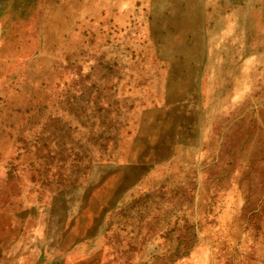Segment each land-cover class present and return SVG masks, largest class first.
Masks as SVG:
<instances>
[{"label":"rangeland","instance_id":"obj_1","mask_svg":"<svg viewBox=\"0 0 264 264\" xmlns=\"http://www.w3.org/2000/svg\"><path fill=\"white\" fill-rule=\"evenodd\" d=\"M263 145L264 0H0V264H264Z\"/></svg>","mask_w":264,"mask_h":264},{"label":"bare ground","instance_id":"obj_2","mask_svg":"<svg viewBox=\"0 0 264 264\" xmlns=\"http://www.w3.org/2000/svg\"><path fill=\"white\" fill-rule=\"evenodd\" d=\"M189 3H190V1H189ZM208 7V6H207ZM223 8V7H222ZM253 8V7H252ZM225 10V9H224ZM253 14V13H252ZM254 15V14H253ZM256 15V14H255ZM256 17V16H255ZM254 17V18H255ZM229 19V18H228ZM187 20V19H186ZM186 20H184V21H186ZM233 21V20H232ZM187 22V21H186ZM183 23V22H182ZM258 23V22H257ZM175 25V24H174ZM186 25V24H185ZM228 25V24H227ZM256 25V24H255ZM255 28V27H254ZM183 29V28H182ZM175 31V30H174ZM230 32V31H229ZM255 32V31H254ZM236 33L237 32H235V35H236ZM256 33V32H255ZM173 35V34H172ZM180 36V35H179ZM189 36V35H188ZM236 39H237V37H236ZM170 40V39H169ZM178 40V39H177ZM232 40V39H231ZM167 42V41H166ZM171 42V41H170ZM174 42V41H173ZM240 42H241V45H242V41L240 40ZM174 43H176V41L174 42ZM231 43V42H230ZM218 44V43H217ZM232 44V43H231ZM240 44V43H239ZM238 44V45H239ZM154 49V48H153ZM236 49H238V48H236ZM239 50V49H238ZM241 53V52H240ZM232 58V57H231ZM160 59V58H159ZM165 60V59H164ZM259 60V59H258ZM168 61H165V63H167ZM238 65V64H237ZM221 66V65H220ZM165 67V66H164ZM204 68V67H203ZM205 69V68H204ZM255 69V68H254ZM164 71V70H163ZM205 71V70H204ZM201 72V71H200ZM255 72V71H254ZM151 73V72H150ZM164 73H165V71H164ZM241 73V72H240ZM246 73V72H245ZM159 75V74H158ZM256 75V74H255ZM244 76V75H243ZM205 77V76H204ZM239 77V76H238ZM253 77V76H252ZM256 77V76H255ZM227 78V77H226ZM241 78V77H240ZM202 79V78H201ZM205 79V78H204ZM151 80H152V78H151ZM158 80V79H157ZM252 80H253V78H252ZM184 81H185V79H184ZM226 81V80H225ZM254 81V80H253ZM227 82V81H226ZM238 82H239V80H238ZM230 83V82H229ZM234 83V82H233ZM236 85V84H235ZM230 86H231V84H230ZM233 86V85H232ZM240 86V85H239ZM219 87V86H218ZM221 87V86H220ZM183 88H184V86H183ZM235 88V87H234ZM253 88H255V87H253ZM232 89H233V87H232ZM252 89V88H251ZM257 90V89H256ZM261 90V89H260ZM263 90V89H262ZM150 94V93H149ZM258 95V94H257ZM259 95H261V94H259ZM144 98V97H143ZM224 98V97H223ZM222 101V100H221ZM248 101V100H247ZM140 102V101H139ZM220 102V101H219ZM246 103V102H245ZM170 104V103H169ZM221 105V104H220ZM172 106V105H171ZM169 109V108H168ZM217 109V108H216ZM249 109V108H248ZM257 109V108H256ZM163 110V109H162ZM217 111H218V109H217ZM212 112V111H211ZM215 112V111H214ZM244 114V113H243ZM214 115V114H213ZM217 115V114H216ZM248 115V114H247ZM219 116V115H218ZM149 118V117H148ZM153 118V117H152ZM167 119V118H166ZM216 120V119H215ZM149 121V120H148ZM203 121H204V119H203ZM218 121V120H217ZM205 122V121H204ZM163 123V122H162ZM149 125V124H148ZM204 125V124H203ZM134 128V127H133ZM163 128V127H162ZM127 130V129H126ZM125 132V131H124ZM125 133H127V132H125ZM124 134V133H123ZM126 135V134H125ZM127 135H130V134H127ZM123 136V135H122ZM128 137V136H127ZM125 138V137H124ZM124 138H122V139H124ZM128 139V138H127ZM200 140V139H199ZM124 141H126V140H124ZM224 142V141H223ZM118 143H120L119 141H118ZM153 143V142H152ZM221 143V142H220ZM122 144H123V142H122ZM142 144V143H141ZM175 144H177V143H175ZM201 144V143H200ZM120 145H121V143H120ZM117 146H119V144L117 145ZM215 146V145H214ZM264 146V145H263ZM222 147V146H221ZM251 147V146H250ZM120 148V147H119ZM124 148V147H123ZM175 149H177L178 147H174ZM223 148H224V146H223ZM222 148V149H223ZM135 149V148H134ZM133 149V150H134ZM142 149V148H141ZM140 149V150H141ZM260 149V148H259ZM219 150H221L220 148H219ZM249 150V149H248ZM253 150V149H252ZM117 151L119 152V149H117ZM159 151V150H158ZM222 151V150H221ZM259 151V150H258ZM117 152V153H118ZM123 152V151H122ZM174 152V151H173ZM223 152H224V149H223ZM119 154V153H118ZM130 154H132V151H131V153ZM217 154V153H216ZM246 154V153H245ZM120 155V154H119ZM182 156H183V154H181ZM247 155V154H246ZM259 155V154H258ZM125 156V155H124ZM146 156V155H145ZM261 156V155H260ZM120 157V156H119ZM122 157V156H121ZM169 157H171V156H169ZM259 157V156H258ZM220 158V157H219ZM118 159V158H117ZM119 160V159H118ZM133 160V159H132ZM122 161V160H121ZM135 161V160H134ZM124 162V161H123ZM126 162V161H125ZM164 162V161H163ZM191 162H193V161H191ZM127 163V162H126ZM156 163H158V162H156ZM119 164V163H118ZM121 165V164H120ZM148 166V165H147ZM148 168V167H147ZM263 169V168H262ZM148 170V169H147ZM181 174V173H180ZM179 174V175H180Z\"/></svg>","mask_w":264,"mask_h":264}]
</instances>
